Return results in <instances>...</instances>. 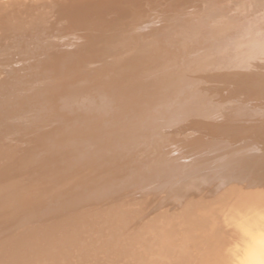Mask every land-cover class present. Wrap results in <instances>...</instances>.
Masks as SVG:
<instances>
[{"label": "bare ground", "instance_id": "6f19581e", "mask_svg": "<svg viewBox=\"0 0 264 264\" xmlns=\"http://www.w3.org/2000/svg\"><path fill=\"white\" fill-rule=\"evenodd\" d=\"M0 264H264V0H0Z\"/></svg>", "mask_w": 264, "mask_h": 264}]
</instances>
